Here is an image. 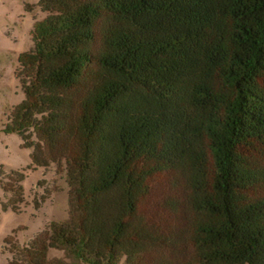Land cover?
Returning a JSON list of instances; mask_svg holds the SVG:
<instances>
[{"label":"trees","instance_id":"16d2710c","mask_svg":"<svg viewBox=\"0 0 264 264\" xmlns=\"http://www.w3.org/2000/svg\"><path fill=\"white\" fill-rule=\"evenodd\" d=\"M38 5L6 131L65 175L69 219L7 237L6 264H65L48 258L62 247L88 264H264V0ZM24 171L0 170L4 210L21 211ZM159 179L171 221L144 209Z\"/></svg>","mask_w":264,"mask_h":264},{"label":"rangeland","instance_id":"374dc122","mask_svg":"<svg viewBox=\"0 0 264 264\" xmlns=\"http://www.w3.org/2000/svg\"><path fill=\"white\" fill-rule=\"evenodd\" d=\"M47 16L48 12L39 7L38 0H0V170L9 173L25 169L21 182L24 202L20 212L3 209L4 192L0 186V264L12 258L4 245L7 237L15 235L20 245H26L48 224L69 219L65 175L57 174L53 167H33L31 149L22 146L16 132L6 131L12 108L27 97L28 82L16 74L19 56L34 48L44 31ZM167 193V181L159 179L144 202V209L154 220H172L161 205ZM48 258L65 264H88L69 257L66 247L49 249Z\"/></svg>","mask_w":264,"mask_h":264}]
</instances>
